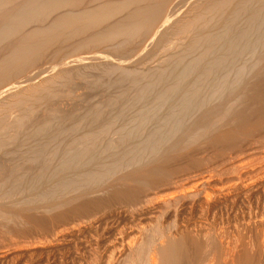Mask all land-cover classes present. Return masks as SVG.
<instances>
[{
    "label": "bare ground",
    "instance_id": "obj_1",
    "mask_svg": "<svg viewBox=\"0 0 264 264\" xmlns=\"http://www.w3.org/2000/svg\"><path fill=\"white\" fill-rule=\"evenodd\" d=\"M185 1L186 8L170 19L167 15L172 14L167 13L178 0H0V102H5L0 106V190L7 183L12 185L9 189L7 184L9 190L0 195L2 200L15 196L28 175L31 181H26V189L38 198L36 203L34 199L13 203L8 207L12 212H6L7 207L2 212L1 203L0 264H57L53 251L80 240L84 258L81 262L78 258L77 264H264V215H248L246 221L233 226L234 233L219 227L237 216L243 199L264 189V163L241 168L229 156L252 154L255 139L264 138V0ZM168 35L188 41L170 45L166 58L148 70L136 72L130 65L134 61L128 65L120 60V64L99 63L107 74L117 73L118 81L151 77L144 81L148 84L141 94L153 91L165 76L174 73L177 79L166 86L160 102H134L136 109L140 107L136 114L129 102L135 116H125L130 117L128 122L121 113L113 118L111 107L106 110L114 102H103L105 107L98 102L103 108L94 102L93 111L81 115L86 109L83 106L80 115L85 123L88 118L86 125H94L86 129L83 119L67 126V122L60 123V114L55 112L54 119L49 116L54 111L48 113L47 109L42 112L52 120L39 119L43 116L40 106L69 83L68 68L74 64L59 65L52 78L34 81L29 72L37 75L43 69L35 72L31 67L55 42L69 40L70 44L74 40L75 51L118 41L113 49L125 50L130 42L147 37L148 46L151 43L152 49H158ZM84 61L78 58L76 62ZM171 62L174 68L169 71ZM84 66L90 64L82 66L87 70ZM96 67L99 69L98 63ZM100 74L96 76L101 81L105 74ZM12 77L25 80L13 83ZM189 80L191 86L186 83ZM23 81L28 83L22 90L14 93L9 89ZM173 92L178 93L177 102H169ZM103 109L112 112L113 119L108 115V120ZM72 112L62 117L71 118ZM120 118L124 119L125 125L119 124L122 127L117 124L123 121ZM109 133L114 138L101 144ZM64 134L67 141L51 149L54 140ZM40 136L44 143L39 146ZM60 149L62 158L53 170L51 162L45 165L47 155H43L56 157ZM16 150L23 154L8 167L5 159ZM209 156L224 167H205ZM40 164L41 170L50 166L54 171L43 177L58 180L60 198L54 199L55 186L37 191L47 180L40 182L46 170L38 169L40 175L33 172ZM70 171L76 177L63 180ZM186 171L194 173L180 180L181 172ZM60 173L65 174L60 176L62 181L57 178ZM195 208L199 217L184 221L182 215ZM147 215L153 224H139Z\"/></svg>",
    "mask_w": 264,
    "mask_h": 264
},
{
    "label": "rangeland",
    "instance_id": "obj_2",
    "mask_svg": "<svg viewBox=\"0 0 264 264\" xmlns=\"http://www.w3.org/2000/svg\"><path fill=\"white\" fill-rule=\"evenodd\" d=\"M185 2H187V1H181V0H178V2H177V5L176 4H174V5H176L177 7H179V8H177L176 6V8H174V5L170 8V12H168L167 14H172V15H167V16H169L168 18H170L171 19V17L172 16H174L173 14H178V12L179 13H181V11H183L185 8H186V6H187V4L185 3ZM178 3H180V4H178ZM188 3V2H187ZM182 4V5H181ZM186 4V6H184ZM184 6V7H183ZM180 8L182 9V10H180ZM176 9V10H175ZM172 10H174V13L172 12ZM177 12V13H176ZM175 15V16H176ZM174 16V17H175ZM173 18V17H172ZM170 35H168V37L165 39V42L160 46V48H158V49H155V48H151L152 46H153V44H151V43H149V45H150V47L148 46V42L150 41V38H147V37H145L146 38V40L145 39H143V38H140V40L141 41H138V40H136V41H132V43L130 42V44H128V48L127 47H125V50L123 51V50H114L113 49V47H114V45H117L118 43H116V42H118V41H116L115 43L114 42H112V43H106V44H103V45H97V46H90V47H86V46H84V48L82 47V48H78V49H76L75 51H74V49H73V45H71L72 43L74 44V40L72 41H70V42H72V43H70L69 44V40H66V41H68L67 43H65V42H63V40H62V42H63V44H62V42H61V40L59 41V42H55L54 44H56V45H52L51 46V51L49 50V51H47L46 50V52H44L45 53V55L43 54V59L42 58H39V63H38V61H37V64L35 65V63H34V65L32 66L33 67V69H32V67H31V71H38V70H42L43 72H41V71H38L36 74L37 75H35V73L33 74L32 72H29V74L31 73V76L34 78V81H39V80H42V79H45V78H52L55 74H56V72H57V67H60V66H62V65H70V63L72 64V63H74L73 65H71V70H69L70 69V66H69V68L68 67H65V68H68V76L69 77H71L70 78V80H69V83L65 86V87H62L61 88V90L60 89H58L59 91H58V95H56L55 96V98H53L52 100H50V102H47V103H45V104H42L41 106H40V108H41V111L40 112H42V111H46V109L48 110V111H50V112H48V113H52V111H54L52 114H49V116H51V117H53L54 119H55V117L54 116H56V114L55 115H53L55 112H57V114H60L61 116H59L60 117V123L63 121L64 123H66V125L67 124H69V125H71V126H73V124H75L77 121H80L79 119H83L82 117L83 116H81V115H85L84 113L86 112L87 114L88 113H90V110H92L93 111V109H94V107H95V105L97 106H106V104L107 103H105V105L103 104V102H114V106H116V107H114V106H108L109 108H107L106 110H108L109 109V111L111 110V108H112V110H114V111H112V112H109L108 111V113L106 112V110L105 109H103V111H105L107 114L105 115V114H103L102 116H106L107 118H108V120H111V119H113L114 118V115H115V118L117 117V114L119 115V113H121V118H126L127 116H130L131 118H132V116H135V114L136 113H138L137 111H139V109H140V107H137V109H136V105L134 106V105H132L134 102H160V100H161V98H162V96H163V94H165L166 93V91H167V87H170V86H172L173 84H174V82L172 81L173 79H174V81H175V77H176V79H177V76L174 74V73H171V72H173V71H171L170 73L171 74H169V76L167 75L169 72H167L166 73V75L167 76H165V79H164V81H163V84L161 83V84H159L158 85V87H155V89L153 90V91H148L149 93H143L144 94V96H143V94H141L142 92H141V90H143V88H145V86L148 84V83H146V82H149V80H148V78L149 79H151V77H149V76H147V78H141V79H137V80H131V79H126L125 81H118V80H116V78H117V73H115L114 75L116 76H114L113 74H107L106 72H104V64H103V66H101L100 64H102V63H104V62H115V63H118V64H125V63H127L126 65H128V64H130V62H133V65L132 64H130L131 66H133L132 68H134V66H135V70H136V72H138V69H140L141 68V70L144 68V70H145V68H146V70H148V69H150L149 67H151L152 65H155L156 64V62L158 61V62H160V60H162L163 58L165 59L166 58V56L169 54H167V52L165 51V50H167L166 48H168L170 45H175V44H177V43H179V42H185V41H188V39H182V40H180L179 38L180 37H178V36H174V35H171L170 37H169ZM149 39V40H148ZM178 40H179V42H178ZM142 42H143V44H142ZM145 42V43H144ZM134 43V44H133ZM59 44V45H58ZM131 44H133V45H131ZM135 44H137V46L135 45ZM140 44V45H139ZM71 45V46H70ZM131 45V46H130ZM54 46V47H53ZM56 46V47H55ZM61 46V47H60ZM69 46V47H68ZM139 46V47H138ZM145 46H146V48H145ZM149 48H148V47ZM60 47V48H59ZM71 47H72V49H71ZM112 47V48H111ZM65 48H66V50H65ZM93 48V49H92ZM151 48V49H150ZM60 49V50H59ZM81 49V50H80ZM155 49V50H154ZM54 50V51H53ZM56 50V51H55ZM73 50V51H72ZM63 51V52H62ZM89 51V52H88ZM174 51V50H173ZM78 52H80V53H78ZM120 52V53H119ZM130 54V55H129ZM120 55V56H119ZM42 56V55H41ZM40 56V57H41ZM125 56V57H124ZM78 58H79V60H85L84 62L85 63H83V64H81L82 62H80V63H78L77 64V62L76 61H78ZM80 58H82V59H80ZM42 60V61H41ZM74 60H76V61H74ZM88 62H87V61ZM110 60V61H109ZM120 60V61H119ZM69 61H70V63H69ZM120 63H119V62ZM122 61H124V62H122ZM76 62V63H75ZM102 62V63H101ZM157 62V63H158ZM41 63V64H40ZM87 63H88V65L90 64V66L93 68H91L92 70H94V64H96L95 65V68H97V70H94V71H96V72H94V71H92L89 67L90 66H84V68H88V69H90V70H83L82 68V66L83 65H87ZM97 63H98V66H99V69H98V67H96L97 66ZM100 63V64H99ZM107 63H105V64H107ZM136 63V64H135ZM172 63V62H171ZM46 64V65H45ZM54 65L53 66V68L52 69H50L51 67H48V66H52V65ZM76 64V65H75ZM135 64V65H134ZM173 64V63H172ZM171 64V65H172ZM174 64L176 65L177 63H176V61L174 62ZM174 64L172 65V66H170L169 67V71L172 69V67L174 68ZM60 65V66H59ZM77 65L78 66H81L80 68L81 69H79V67H77ZM139 65V66H138ZM146 65V66H145ZM157 65V64H156ZM155 65V66H156ZM77 67V69H76V67ZM144 66V67H143ZM49 68V70H47L48 68ZM55 67V68H54ZM40 68V69H39ZM103 70H101V69ZM98 70H100L99 72H97ZM174 70V69H173ZM30 71V70H29ZM45 71H47V72H45ZM41 72V73H40ZM39 73V74H38ZM95 73H97V74H95ZM100 73H103V74H105V75H102L101 77V81H100V78L98 79L97 78V76L99 75ZM172 74L174 75V76H172ZM35 75V76H34ZM97 75V76H96ZM101 75V74H100ZM100 75H99V77H100ZM171 75V76H170ZM105 76H106V79H105ZM107 76L109 77V78H107ZM171 77V78H170ZM16 78V79H15ZM15 78H13L12 77V79H11V81L14 83L15 81L16 82H20V79H24L25 80V78H20L19 80H18V78L17 77H15ZM114 78V79H113ZM166 78H168V79H166ZM28 79V78H27ZM30 79V78H29ZM98 79V80H97ZM112 79V80H111ZM143 79V80H142ZM18 80V81H17ZM92 80H94V81H92ZM97 80V81H96ZM115 82H114V81ZM129 80V81H128ZM132 82H131V81ZM147 80V81H146ZM152 80V79H151ZM165 80H168V81H166L165 82ZM134 81V82H133ZM144 81H146V82H144ZM27 81H23V82H21V84H16L14 87L16 88H13V87H10L9 89L10 90H12V89H14L15 91H14V93L15 92H17V91H20V90H22L21 88H22V86H24L25 85V83H26ZM94 82V83H93ZM131 82V83H130ZM172 82H173V84H172ZM28 83V82H27ZM145 83V84H144ZM165 83V84H164ZM186 83H188L187 85L188 86H191V80H189V81H187ZM10 84H12V83H10ZM143 84H144V86H143ZM190 84V85H189ZM187 85L185 84V86H186V88H188L187 87ZM167 86V87H166ZM165 87H166V89H165ZM163 88V89H162ZM190 88V87H189ZM63 89V90H62ZM205 90V91H204ZM204 90H202L201 91V95H202V92H203V94L204 93H206L207 92V88L206 89H204ZM151 92V93H150ZM164 92V93H163ZM156 93H157V95H156ZM62 94V95H61ZM174 94H176L175 96H176V98H175V96H174ZM160 95H162V96H160ZM172 95V94H171ZM201 95L199 94L198 96H200V99H202L201 98ZM139 96V97H138ZM161 98H160V97ZM174 96V99L173 100H171L172 99V97ZM203 96V95H202ZM177 97H178V93L176 92H173V95L171 96V99H170V101L169 102H177L176 100H178L177 99ZM135 98V99H134ZM137 98V99H136ZM141 98H143L142 100H141ZM140 99V100H139ZM139 100V101H138ZM96 104H95V103ZM98 102L100 103H102V105L100 104H98ZM118 102V103H117ZM119 102H120V104H119ZM124 102V103H123ZM129 102H132L131 103V105L134 107V109H135V111H134V109H133V107H131L130 109H131V111H134L133 113H135V114H131V112H130V109H129V107L131 106L130 105V103ZM5 102H0V106L1 105H3ZM87 103V104H86ZM92 103V105H94V106H90V104ZM117 103V104H116ZM129 105H127V104ZM85 104H86V106L88 105V106H90L89 108V110H88V106L86 107L85 106ZM119 104V105H118ZM122 104V105H121ZM123 104H124V107H125V109L124 110H126V111H124V112H122L123 110V108L124 107H121V106H123ZM135 104V103H134ZM35 105V107H39L37 104H34ZM37 105V106H36ZM138 105H141V104H138ZM84 106V107H83ZM103 106L101 107V108H103ZM121 107V108H119V107ZM75 107H76V110H77V108H78V110H81V111H79V113L75 110ZM82 107L83 108H86V109H83L82 110ZM93 107V109H91ZM111 107V108H110ZM113 107H114V109H113ZM4 108V107H3ZM126 108H128V109H126ZM43 109H45V110H43ZM86 110H88V112L86 111ZM71 112V111H73L72 113H73V115H70V117L71 118H68V119H66L65 117H62V116H68V112ZM83 111V112H82ZM47 112V111H46ZM45 112V113H46ZM59 112V113H58ZM77 112V113H76ZM80 112H82L81 113V115H80ZM104 112V113H105ZM126 112V113H125ZM128 112H129V115H128ZM45 113H40V115L42 116V117H40V115H38L40 118L39 119H42L43 121H46L47 119L49 120H52L49 116H47ZM111 113V114H110ZM117 113V114H116ZM77 114H79V116L81 117V118H76L75 116H78ZM113 114V115H112ZM123 114V115H122ZM44 115H46V117H44ZM108 115H110V117H111V115H112V117H111V119L108 117ZM58 116V115H57ZM78 116V117H79ZM103 117L104 119H106V117ZM126 116V117H125ZM48 117V118H47ZM130 117H128V118H126L125 119V122H128V119L130 118ZM45 118H47L46 120H45ZM62 118L64 119V120H62ZM120 118V119H121ZM70 119V120H69ZM73 119V120H72ZM76 119H77V121H76ZM86 119V118H85ZM85 119H83V122L85 123ZM124 119H121L120 121H122V122H117V124H118V126L119 127H122L123 125L122 124H124ZM49 120V121H50ZM85 120V121H84ZM69 121H71V122H69ZM73 121H76V122H73ZM103 121H105V120H103ZM106 121H107V119H106ZM38 122H41L40 120H38ZM62 122V123H63ZM73 122V123H72ZM78 123V122H77ZM87 124H89V121H88V118H87V122H86ZM86 123H85V129L86 128H89V126L90 125H92V124H90L89 126L88 125H86ZM120 123H122L121 125H119ZM117 124H116V126H117ZM125 125V124H124ZM68 126V125H67ZM88 126V127H87ZM94 125H92V126H90V127H93ZM117 126V127H118ZM30 132V131H29ZM28 132V133H29ZM28 133H25V134H28ZM112 134V133H111ZM110 133L107 135H105L104 136V139H103V137H102V140H101V142H103V143H101L100 141V143L101 144H104L105 142L104 141H106L107 139H110L111 137H113V135H111ZM44 136V135H43ZM43 136L41 137L40 136V138L38 137V141H39V146L41 145V144H43L44 143V138H43ZM108 136V137H107ZM111 136V137H110ZM59 137L61 138V139H59ZM63 137H65V139L63 138ZM62 137V135L61 136H58L57 137V139H55L54 141H55V144L53 143H51L50 145H51V149H53V147H55L56 146V144L58 143L59 144V142L61 143V142H63L62 144H64L65 143V141H67V139H68V135H65L64 134V136ZM110 137V138H109ZM41 138H43V139H41ZM67 138V139H66ZM114 138V137H113ZM140 138V137H139ZM137 139V138H136ZM260 140L258 141V139H255V141H254V150H253V152H252V154H250V155H242L240 152H238V153H232V154H230L229 156L231 157V158H235V161L237 162L236 163V165H239L241 168H256V167H258V165H260V164H262V163H264V138H259ZM25 140H27V138L25 139ZM37 140H35V144H36V146H38L37 145ZM57 140V141H56ZM61 140H63V141H61ZM260 142V143H258V142ZM263 141V142H262ZM31 142V141H30ZM107 142V141H106ZM25 143H27V142H25ZM28 143H29V139H28ZM41 143V144H40ZM263 145H262V144ZM57 144V145H58ZM130 143H126L125 144V148H127V146L129 145ZM261 144V145H260ZM30 145H32V143L30 144ZM26 146H28V144L27 145H25V146H23V149H24V147H26ZM258 147V148H257ZM260 147V148H259ZM22 148V147H21ZM48 149H50V146H49V148ZM50 149V150H51ZM255 149H256V152H255ZM259 150H260V152H259ZM18 151V153H16ZM21 151L22 150H16V152L14 153H12V154H10V156H9V158L7 157V159H5V162L7 163L6 165L8 166V167H11L12 166V163H14V162H16L17 161V159H19L21 156H22V154H21ZM262 151V152H261ZM20 152V153H19ZM259 153V154H258ZM58 154H59V156H58ZM58 154L56 155V157H54V156H52V158H54V160L52 159V158H50V156H49V158L47 157L48 156V154H45V155H43V156H46V158L45 157H43V160H45L44 161V163H45V165H49V163L51 164V166H52V168H53V170L55 169L54 167H58V165H56L57 163H59V161H60V159L62 158V154H61V149H60V151L58 152ZM256 154V155H255ZM21 155V156H20ZM32 155V154H31ZM258 155H260V158H259V156ZM262 156V157H261ZM58 157V158H57ZM61 157V158H60ZM211 156H209V157H207V158H209V159H207V162L205 161V167H213V166H215L217 169H222V168H220L221 166H223V163L219 160L218 161V159L216 158V157H214V156H212V158H210ZM255 157V158H254ZM55 158H56V160H55ZM216 160H215V159ZM48 159V160H47ZM57 159L59 160V161H57ZM210 159H212V161L210 160ZM51 160V161H50ZM263 160V161H262ZM57 161V162H56ZM213 162V163H211V162ZM52 162H53V164H52ZM210 162V163H209ZM218 162V163H217ZM220 162V163H219ZM259 162V163H258ZM17 163V162H16ZM47 163V164H46ZM15 164V163H14ZM226 164V163H225ZM224 164V165H225ZM241 164V165H240ZM243 164V165H242ZM217 165H218V167H217ZM27 168H29V166L30 165H25ZM24 166V167H25ZM38 167H42V165L40 164L39 166L37 165L36 167L34 166V168H32L33 170L35 169V171H33L36 175L38 174V172H39V174L38 175H40L41 174V171H44V170H46V171H44V172H47V170H49V168L51 169V167L50 166H48L47 168H44V170H41L40 168H38ZM57 167H56V170H57ZM224 167V166H223ZM38 169H40V170H38ZM134 169V168H133ZM38 170V171H37ZM54 172V171H52V169L51 170H49V172H47V173H44V172H42V176L40 175V177H43L44 176V174L47 176L49 173L51 174V172ZM130 171H132V168H131V170ZM70 173H73L74 175H72V174H70ZM188 173H190V172H181V174L180 175H182V176H180L181 178H180V180H184V178H186V177H188V175H193V173L194 172H191L190 174H188ZM49 174V175H50ZM68 174V176H64L63 175V173H60L59 175H57L58 177V179H60V176L63 178V176L66 178H63V180H71V179H73V178H75L76 176V172H73V171H70V172H67L66 173V175ZM184 174H186V175H184ZM188 174V175H187ZM32 175H34V174H32ZM48 175V176H49ZM69 175H71V176H69ZM190 175V176H191ZM31 176V175H30ZM29 176V177H30ZM45 176V177H46ZM74 176V177H73ZM227 175H224V176H222V178H224V177H226ZM25 177V176H24ZM45 177H43V179H41V181L40 182H42L43 180H45ZM69 177V178H68ZM70 177H72V178H70ZM27 178H28V175H27ZM26 178V180H25V178L23 179L24 181H23V183H22V185H24V186H20L21 187V189H20V187L19 188H17V191L18 192H16V194H15V196H12L11 195V198H8L7 200L6 199H4V200H2V198H1V195H0V208H1V206H2V209H0V211L2 210V212H10V210H11V208H8V207H10V205H12L13 203L14 204H18V203H20V204H23L24 202H26V200L28 201V200H32V202H33V199H34V201H35V203L37 202V200H38V198H37V196L36 195H34V194H29V192H28V190L26 189L27 187L26 186H28V183H29V180L31 181V178H28L27 179ZM47 178V177H46ZM56 178V179H57ZM62 178L60 179V181H62ZM183 178V179H182ZM28 183H27V182ZM47 181H48V178H47V180H45V181H43V183H40V187L37 189V191L38 192H42V191H44V190H46L47 188H45L46 186L47 187H49L50 185V188L51 187H56L57 186V183H58V180L56 181V180H54L53 179V181L51 180V181H48V183H47ZM59 181V182H60ZM25 183V184H24ZM8 184V186H9V189L11 188L10 186H12L11 184H9V183H7ZM7 184H6V186L5 187H3V189L1 188V192L0 193H3V191H7V190H9L8 189V186H7ZM46 184V185H45ZM54 184H56V185H54ZM43 185V186H42ZM42 186V187H41ZM86 187V186H85ZM88 187V186H87ZM45 188V189H44ZM264 188V187H263ZM26 191H25V190ZM49 189V188H48ZM58 188L56 187L55 188V192L57 191V193H56V195L57 196H55L54 197V199L56 200V198L58 197V198H60L61 196V193L60 192H58V191H60V190H57ZM24 190V191H23ZM260 192V191H259ZM256 193V194H254L253 196H251V197H248V198H245V199H243L242 200V203H240L239 204V206H238V210L236 209V215L237 216H235V218L233 219V218H231V217H229V219L227 220L228 221V223L226 224L225 223V220H224V225H221V226H219V227H221V228H227L228 229V232H231L232 231V233H234L233 232V226H235V225H239L241 222H243V221H246L247 220V218L249 217L248 215H250V217H254V216H260V215H264V189H262V191L260 192V193ZM5 193V192H4ZM18 194V195H17ZM21 194V195H20ZM27 194H29L28 196H27ZM59 194V195H58ZM14 195V194H13ZM30 195H32V196H30ZM34 195V196H33ZM258 197H257V196ZM25 196H26V198H25ZM18 197V198H17ZM255 197H256V199H255ZM37 198V199H36ZM3 202H2V201ZM5 200H6V202H5ZM22 201V202H21ZM250 201V202H249ZM16 202V203H15ZM30 202V201H29ZM244 202V203H243ZM248 202V204H246ZM258 202V203H257ZM1 203H3L2 205H1ZM27 203V202H26ZM25 203V204H26ZM6 204V205H5ZM8 204V205H7ZM253 206V207H252ZM5 207H7L6 208V210L4 211V209H5ZM262 207V208H261ZM257 208V209H256ZM246 209V210H245ZM250 209V210H249ZM260 209H262V210H260ZM11 212H12V210H11ZM198 212V213H197ZM240 212V213H239ZM253 212V213H252ZM260 212V213H259ZM262 212V213H261ZM197 215H200L199 214V211L195 208L190 214H188V213H185L184 215H182V219L184 220V221H186L189 217L191 218V220H194V219H196L197 217H199V216H197ZM147 216H149V217H147ZM147 216H145L144 218H140V220H139V224H141V225H143V226H149V225H152L153 224V219H152V217L150 216V215H147ZM184 216V217H183ZM186 216H188V217H186ZM195 216H197L196 218H195ZM244 217V218H243ZM146 218H150V219H152L151 221H148V219H146ZM189 218V219H190ZM237 218V219H236ZM149 219V220H150ZM235 219H236V221H235ZM181 220V218H179V221ZM243 220V221H242ZM135 221H136V219H135ZM134 221V222H135ZM153 221V222H152ZM226 221V222H227ZM126 223L128 222V220L127 221H125ZM234 222V223H233ZM238 223V224H236V223ZM113 226H115V222H113V221H111L110 222ZM109 223V225H111ZM127 224H129V222L127 223ZM128 226V225H127ZM216 229H218V228H216ZM263 233H264V230H263ZM73 243H75V244H73ZM66 244V245H65ZM64 245H61L60 247H58V248H56V250H54L53 252V255H54V257H55V259L57 260V264H77V263H79L78 261H82L81 259H82V257L84 258V250H83V241L82 240H80V241H75V242H72V243H65ZM68 244V245H67ZM77 244V245H76ZM82 244V245H81ZM64 247V248H63ZM71 247H73V248H71ZM81 247V248H80ZM60 248V249H59ZM77 248V249H76ZM57 249H59V250H57ZM62 249H64V250H62ZM82 249V250H81ZM58 253H57V252ZM75 251V252H74ZM63 252V253H62ZM74 252V253H73ZM77 252V253H76ZM61 254V255H60ZM66 254V255H65ZM59 255V256H58ZM63 255V256H62ZM78 255V256H77ZM77 256V257H76ZM66 260H65V259ZM71 258V259H70ZM79 258V259H78ZM70 259V260H69ZM76 259V261H77V259H78V261L76 262V261H74ZM59 260V261H58ZM73 262H75V263H73Z\"/></svg>",
    "mask_w": 264,
    "mask_h": 264
}]
</instances>
